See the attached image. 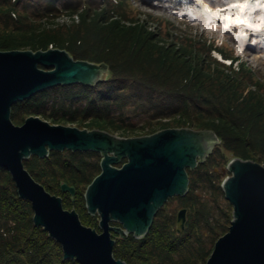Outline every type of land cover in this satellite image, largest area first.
I'll return each mask as SVG.
<instances>
[{
	"label": "rangeland",
	"instance_id": "obj_1",
	"mask_svg": "<svg viewBox=\"0 0 264 264\" xmlns=\"http://www.w3.org/2000/svg\"><path fill=\"white\" fill-rule=\"evenodd\" d=\"M132 2L143 17L150 14L165 17L177 25L183 24V27L186 23L195 34L205 33L208 39L216 42L226 40L235 47L229 36H223L222 30L214 26H205L200 21L179 18L174 14L178 10L171 8L168 3L159 6L155 0H132ZM1 19L4 18L0 16V44L6 45H0V51L29 50L35 53L57 48L66 50L76 61L90 59V62L94 63L95 61L91 60L96 58L99 61L105 60L106 62L103 63L109 64H106L109 81L98 88L93 87L91 98L80 93L81 88L77 86L71 89L57 88L51 91L53 96L37 97L41 100L39 105L44 103L48 106L39 109L43 111V114L54 115L58 112L56 115L58 123L44 119L40 114L37 115L36 109L28 111L29 107L24 101L15 104L16 107L12 110L15 114L12 118L14 125L22 126L28 117L33 116L46 120L50 124L71 126L81 130H100L121 138L148 136L175 127L189 128L193 131H212L215 134L214 129L221 132L224 140L218 137L219 142L209 157L199 163L195 169H187L190 192L184 197L171 198L156 215L153 223L155 229L150 230L151 239H146L142 245L140 241L134 240L128 246L123 243L122 238L112 235V238L116 240L115 258L127 264H206L215 243L228 232V226L233 220V206L226 199L222 188L224 180L231 175L228 165L233 159L240 158L253 160L264 166V134L261 132L252 134L250 139L247 137L248 142H245V134L242 131L215 119L216 116L181 117L177 113L159 116V110H164L163 106L172 102L167 101V96H161L155 90L151 91L147 84H141L140 81L134 82L132 78L124 76L121 72L118 74L112 71L113 68L129 73L145 71L147 74H152L160 71L157 58L162 45L159 38L148 41L138 53L132 49L130 29L115 28L110 21L95 28L94 24L85 21L81 15L67 14L55 20L34 23L32 25L34 30L18 33L8 29ZM122 25L132 28L129 23H122ZM13 26L18 27L14 24ZM148 27L154 31L153 26L148 25ZM170 46L172 47L167 50V58L169 65L174 64V66L167 73L169 76L173 75L176 80L183 73L182 67L186 66L188 52L178 45L170 44ZM109 47L112 49H108ZM74 50L87 51L85 56L87 59L74 57L72 53ZM242 56L255 69L264 73V50L246 48ZM190 64L189 61L186 67ZM203 66L207 67V65ZM248 89L256 90L255 87H248ZM248 91L246 89L244 95ZM67 93L72 95L69 99L66 97ZM241 94L239 92L238 96ZM34 104H30V107ZM63 110L71 112H63ZM49 156L50 158L46 159L32 157L28 164H24L26 170L32 171L34 179L50 194L63 199L65 210H75L85 226L102 233L99 227V216L90 215L85 203L88 183H92L101 173L100 153L87 151L73 152L72 155L64 150L56 154L50 151ZM127 162L128 158L125 157L114 166L121 167ZM82 170L87 172L88 176L83 177V173L80 172ZM66 182L76 189L74 197L60 189L62 183ZM16 189L9 172L0 171V215L2 217L0 225L3 226L1 233L4 238L1 241L16 243L15 248L18 247L16 250L18 253L20 251L19 258L22 264H71L64 262L61 244L51 238L48 232L42 230V227H35L33 209L28 203L19 201L15 194ZM182 208L188 211L187 223L184 232L178 234L175 232V222L177 212ZM111 225L121 226L120 223L115 222ZM164 233L167 239H164ZM140 246H142L139 249L140 252L135 254V248ZM117 253L125 254L129 261L116 256Z\"/></svg>",
	"mask_w": 264,
	"mask_h": 264
},
{
	"label": "water",
	"instance_id": "obj_2",
	"mask_svg": "<svg viewBox=\"0 0 264 264\" xmlns=\"http://www.w3.org/2000/svg\"><path fill=\"white\" fill-rule=\"evenodd\" d=\"M108 67L74 60L61 49L33 52L0 51V167L7 170L19 197L31 202L33 222L62 246L65 260L79 264H127L114 256L116 240L144 237L164 204L175 196H186L195 169L212 153L218 136L212 131L175 127L152 135L121 138L100 130L50 124L28 117L14 125L12 108L33 95L58 85H96ZM98 152L101 173L88 183L85 203L90 215H98L99 227L85 226L75 210H65L63 199L50 194L37 182L24 161L46 158L50 151ZM128 162L121 167L122 158ZM230 176L222 184L233 206L228 232L215 243L206 264H264V166L233 159ZM71 197L76 189L62 183ZM187 209L177 212L176 232L182 234ZM121 226H112L111 223Z\"/></svg>",
	"mask_w": 264,
	"mask_h": 264
},
{
	"label": "trees",
	"instance_id": "obj_3",
	"mask_svg": "<svg viewBox=\"0 0 264 264\" xmlns=\"http://www.w3.org/2000/svg\"><path fill=\"white\" fill-rule=\"evenodd\" d=\"M67 14L70 16L81 15L85 21L94 24L95 28H98V25H102L104 22L107 23L108 21H110L115 28H129L131 31L132 49L138 51V53H140V50L148 41L159 38L162 45L160 52H158L159 57L157 58L160 71L147 74L145 71L129 73L114 68L112 70L115 73L121 72L124 76L132 78L134 82L140 81L141 84H147L148 89L151 91L155 90L161 96H167V101L171 100L172 102L163 106L164 110H159V116H169L175 113L180 114L181 117H192L195 115L208 117L216 116L215 119L226 122L233 128L242 131L245 134V142H248L252 134H258V132L264 134V73L259 69L248 66L245 62L240 63L237 69L234 65H227L219 61L213 55L214 49L221 52L225 59H232L233 61L238 59L235 49L229 42H224L219 46L214 42L209 43V39L205 33H193L190 30L191 27L186 23H184L183 27V24L180 23L177 25L165 17H158L152 14L143 17L138 8L134 6L132 0H0V16L4 18L1 20L5 23L4 25H7L8 29L17 31L18 33L34 30L35 28L32 27L34 23L38 24L42 21L55 20ZM122 23H129L132 28L124 27ZM13 24L18 27H14ZM148 25L153 26L154 31L150 30ZM104 41L109 42L107 39H104ZM170 44L178 45V47L188 52L187 61L185 62L186 66L189 61L191 62L188 67H182L183 73H181L176 80L173 75L169 76L167 73L168 70L174 66V64L169 65V59L167 58V50L172 47ZM0 45L5 46L6 44L3 43ZM108 49L112 48L109 47ZM72 53L74 57L87 59V57H85L87 51L85 50H74ZM88 61H90V59H88ZM91 61H95L94 63L96 64H107L103 63L106 62L105 60L99 61L96 58ZM203 65H207V67ZM108 73L109 72H107L103 80L96 85H58L41 91L35 94L36 96L33 95L31 98L25 100L26 105L29 107L28 111L36 109L35 113L37 115L40 114L44 119L58 123L56 116L58 112L54 113V115L43 114V111L39 109L48 106L44 103L39 105V101L41 100L37 97L43 95L53 96L51 91L57 88L71 89L77 86L81 88L80 93L91 98L93 87L98 88L106 81H109L107 79ZM245 86L249 88L255 87L256 90H250L248 87L245 88ZM246 89L249 91L244 95ZM239 92L242 93L240 96H238ZM61 95L63 96V94ZM66 95L67 99L72 96L68 93ZM57 98L58 97H56V99ZM30 104L34 105L30 107ZM15 107L14 105L12 110ZM63 112L71 111L63 110ZM13 116H15V114L12 112V118ZM124 129L128 128L124 127ZM259 129L261 131H259ZM214 131L218 137L224 140V136L221 132L217 129H214ZM247 137L249 139H247ZM58 152L59 151H52L54 154ZM69 152L73 155V151ZM32 157L25 160L24 164H28ZM46 158H50V156ZM0 171L6 172L2 167H0ZM80 172L83 173V177L88 176L87 172L83 170ZM30 173L32 174V171ZM189 192L190 188L188 193ZM15 194L19 201L26 202L32 207L31 202L19 197L18 191H15ZM1 219L2 217L0 215V224ZM2 228L3 226L0 225V264H22V260L19 258L20 251L18 253L16 251L18 247L15 248V246H17L16 243L1 241L4 239L3 233H1ZM154 229L155 227L152 225L150 230ZM150 230L140 239L135 238L133 235H129L125 239L122 238V240H124L123 243L130 246L132 241L137 240L140 241L142 245L146 239H151L152 235ZM158 238L159 237H157V239ZM167 238L168 237L164 233V239ZM33 247L34 246H32V248ZM60 247L62 251L61 255L64 260L62 246ZM141 247L142 246L136 247L134 253H139ZM25 252L28 254L27 251ZM116 256L128 260L125 254L117 253ZM136 256L139 257L140 255ZM64 262L79 264L76 260H64Z\"/></svg>",
	"mask_w": 264,
	"mask_h": 264
},
{
	"label": "bare ground",
	"instance_id": "obj_4",
	"mask_svg": "<svg viewBox=\"0 0 264 264\" xmlns=\"http://www.w3.org/2000/svg\"><path fill=\"white\" fill-rule=\"evenodd\" d=\"M229 1L215 9H211V12L208 13L210 19L208 18L206 24L209 25L212 20L217 22L218 19H221L226 29L236 24L238 28L237 38L241 47L246 44L249 35L254 34L261 37L262 33H264V15H259L258 10L262 7L264 8V0L259 2L257 0H235L230 5L228 4ZM189 8L190 12L197 16V19H206L208 17L195 4L189 5ZM256 40L264 43V39L257 38Z\"/></svg>",
	"mask_w": 264,
	"mask_h": 264
},
{
	"label": "flooded vegetation",
	"instance_id": "obj_5",
	"mask_svg": "<svg viewBox=\"0 0 264 264\" xmlns=\"http://www.w3.org/2000/svg\"><path fill=\"white\" fill-rule=\"evenodd\" d=\"M183 197H184V196H183ZM170 199H171V198H170ZM170 199H169V200H170ZM169 200H168V201H169ZM168 201H167V202H168ZM167 202H166V203H167ZM166 203H165V204H166ZM165 204H164V206H165ZM176 219H177V217H176ZM175 226H176V222H175ZM175 230H176V227H175Z\"/></svg>",
	"mask_w": 264,
	"mask_h": 264
}]
</instances>
